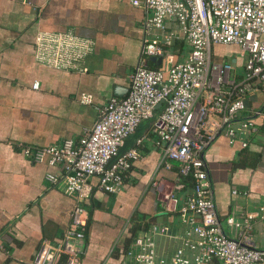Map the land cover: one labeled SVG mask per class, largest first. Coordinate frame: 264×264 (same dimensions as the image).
Segmentation results:
<instances>
[{
	"label": "crops",
	"instance_id": "1",
	"mask_svg": "<svg viewBox=\"0 0 264 264\" xmlns=\"http://www.w3.org/2000/svg\"><path fill=\"white\" fill-rule=\"evenodd\" d=\"M145 12L131 0H0V264H32L41 241H57L69 225L76 201L64 191L61 167L45 159L33 161L21 146L77 139L109 98L126 93L128 74L141 57ZM157 33L159 38L163 34L171 38L173 60L186 54L181 31L172 20H166ZM43 35L70 39L72 47L43 61L37 46ZM223 45L236 46L238 55L228 53L231 47L227 52L212 51V46ZM235 46L214 43L210 52L216 61L229 56L223 61H230L239 76L242 57ZM144 62L157 65L149 57ZM263 104L264 91L258 88L245 97L246 110L239 118L253 122L245 146L237 139L229 143L220 133L202 150L217 221L227 235L237 237L238 231L226 225L225 217L231 214L238 219L244 210L257 213L250 236L264 251ZM157 110L119 146L120 151L134 148L137 153L123 173L119 190L106 192L95 175L89 177L90 189L81 200L86 225L80 264H124L120 249L135 212L143 213L148 225L182 232L177 216L166 212L158 200L159 190L170 185L175 173L172 161L169 167L160 161L162 140L152 130ZM46 173L55 174V182H49ZM189 190L181 188L178 193L183 196ZM154 239L158 253L178 243L167 235ZM256 264H264V255Z\"/></svg>",
	"mask_w": 264,
	"mask_h": 264
},
{
	"label": "built area",
	"instance_id": "2",
	"mask_svg": "<svg viewBox=\"0 0 264 264\" xmlns=\"http://www.w3.org/2000/svg\"><path fill=\"white\" fill-rule=\"evenodd\" d=\"M142 5L141 57L128 74L126 93L111 97L100 108L93 124L75 140L63 138L46 145H22L33 161L45 159L62 169L64 191L76 197L69 225L57 241L42 240L32 264H80L84 249L86 210L81 200L88 193V179L95 175L98 186L109 193L119 190L123 173L137 153L119 146L145 118L158 108L152 130L162 140L161 163L175 161L178 174L158 200L163 209L177 216L180 234L161 224L150 223L132 237L124 251V264H256L264 251L251 240V220L257 213L244 210L226 225L239 236L225 233L217 221L211 181L203 157V146L216 134L229 143H247L252 118H239L246 110L245 97L256 88L264 91V0H131ZM172 20L181 31L188 50L180 59L170 53L171 38H159L157 30ZM72 41L43 35L37 39L38 58L72 47ZM232 43L242 57L241 75L234 74L230 61L213 60L211 45ZM74 45V44H73ZM160 57L147 66L145 57ZM55 60V58H53ZM37 87V82L32 83ZM158 103V105H157ZM264 119V104L261 111ZM238 126L234 124V122ZM190 175V190L179 195V176ZM49 182L57 176L45 174ZM232 192H237L234 188ZM263 207H259L262 211ZM259 215V214H258ZM155 235L178 239L168 252L158 253Z\"/></svg>",
	"mask_w": 264,
	"mask_h": 264
},
{
	"label": "trees",
	"instance_id": "3",
	"mask_svg": "<svg viewBox=\"0 0 264 264\" xmlns=\"http://www.w3.org/2000/svg\"><path fill=\"white\" fill-rule=\"evenodd\" d=\"M264 124H262L261 129L264 127ZM172 161V160H171ZM172 168H173V172L176 174H178V168H177V164L175 161H172ZM179 182L182 184V188H188L191 186L192 184V180L190 175H184V176H179ZM149 223V219H145V216L143 213H133V215H131L130 219H129V225L127 227V235L124 238V244L122 245V248L120 249V252L122 254H124V251L129 243V241L131 240V238L136 234V232L140 229H145L146 226Z\"/></svg>",
	"mask_w": 264,
	"mask_h": 264
},
{
	"label": "rangeland",
	"instance_id": "4",
	"mask_svg": "<svg viewBox=\"0 0 264 264\" xmlns=\"http://www.w3.org/2000/svg\"><path fill=\"white\" fill-rule=\"evenodd\" d=\"M234 46H235V44H234ZM227 47H231V48H233L232 47V45H227V46H225V45H223V46H212V51L213 50H218V49H221L222 50V52H227L229 49L227 48ZM187 48V49H186ZM188 46H185V48L184 49H186V51L188 50ZM235 48V49H234ZM232 50L233 51H231V52H228V53H232V55H234V56H236V55H238V51H237V49H236V46L234 47ZM228 57L229 56H223V60H228Z\"/></svg>",
	"mask_w": 264,
	"mask_h": 264
},
{
	"label": "water",
	"instance_id": "5",
	"mask_svg": "<svg viewBox=\"0 0 264 264\" xmlns=\"http://www.w3.org/2000/svg\"><path fill=\"white\" fill-rule=\"evenodd\" d=\"M149 59L153 62H155V64H159L160 62V57H155V56H150ZM158 105V103H157Z\"/></svg>",
	"mask_w": 264,
	"mask_h": 264
}]
</instances>
